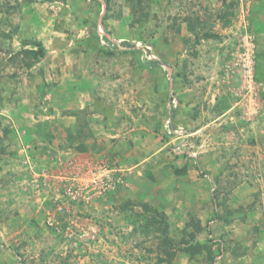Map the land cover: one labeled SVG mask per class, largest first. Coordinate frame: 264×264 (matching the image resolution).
I'll return each instance as SVG.
<instances>
[{"label":"rangeland","instance_id":"obj_1","mask_svg":"<svg viewBox=\"0 0 264 264\" xmlns=\"http://www.w3.org/2000/svg\"><path fill=\"white\" fill-rule=\"evenodd\" d=\"M145 7L143 20L136 0H0V264H264V0ZM190 17L220 39L197 44ZM33 40L46 55L28 68ZM74 157L106 163L111 189L63 196ZM143 201L168 215L170 258L138 226ZM192 221L213 262L183 250Z\"/></svg>","mask_w":264,"mask_h":264},{"label":"trees","instance_id":"obj_2","mask_svg":"<svg viewBox=\"0 0 264 264\" xmlns=\"http://www.w3.org/2000/svg\"><path fill=\"white\" fill-rule=\"evenodd\" d=\"M103 1L110 8V5L113 0H103ZM136 2H137V8H139V11L141 12V18L148 19L149 12L143 11L146 8L145 4L147 0H136ZM237 5H238L237 3L232 2L226 6V8L228 9L227 11L225 12L223 11L218 14V18L222 22L224 27H228L232 24L233 18L235 16L232 10ZM185 22L188 25V30L192 32L194 35H196L197 44H199L201 40L220 39V37L215 33L206 32L205 34H202L200 32H197L196 28L204 27L203 26L204 24L206 25V21L200 19L199 17H196L195 19L191 17L186 18ZM177 32L180 34V28L177 30ZM105 40H107L108 42L110 41L108 37H105ZM23 44L24 45L21 54L23 55V58L26 60L25 65L28 68H32L34 65L39 63L43 57H45L46 49L43 43L39 40L26 41L23 42ZM256 78L258 82H264V68L260 63H257L256 65ZM8 132L10 131L6 130V133ZM79 136H81L79 137V140L81 139L80 140L81 142L77 146V149L80 151H86L87 147L85 146V143L83 141L84 138H86V134L84 133V130L82 128L79 131ZM175 171L176 174L179 175H183L187 173L186 169H176ZM138 204H139L138 206H140L143 211L141 216L142 218H145L144 225L138 224L139 228H141L144 234L146 235L152 233L159 235L160 242L163 245L164 251L168 254L170 258L171 256L174 255L171 253H172V248L176 246L175 245L176 239H174V237H172V235L170 234L171 226L168 220V215L164 211H160L155 206L149 204L147 201H143ZM130 205H134V203L132 201H128L126 207H129ZM191 224L193 227H196V229L188 233V238L184 237L180 241L181 245H184L183 250L187 254H189L191 258H194L195 256L202 254L203 252H207L208 256L210 255V261L213 262L216 257V255L212 251L213 246H208L207 244L204 245L202 243L196 242L197 236L203 232L202 226L196 225L194 221H192ZM165 261L161 259V262H165Z\"/></svg>","mask_w":264,"mask_h":264},{"label":"built area","instance_id":"obj_3","mask_svg":"<svg viewBox=\"0 0 264 264\" xmlns=\"http://www.w3.org/2000/svg\"><path fill=\"white\" fill-rule=\"evenodd\" d=\"M254 54V45L246 39V46H244V53L240 55V61L244 69L242 71L243 82L245 81L250 87L255 83ZM252 109L257 110V107ZM109 170L106 163L97 162L89 157L70 159L61 175H58V180L64 190L63 196L77 201L85 199V196L93 191L96 195L106 193L114 184L112 175L109 173L113 170Z\"/></svg>","mask_w":264,"mask_h":264}]
</instances>
